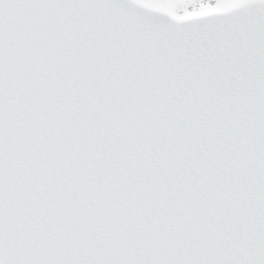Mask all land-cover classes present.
<instances>
[{
  "label": "snow or ice",
  "instance_id": "obj_1",
  "mask_svg": "<svg viewBox=\"0 0 264 264\" xmlns=\"http://www.w3.org/2000/svg\"><path fill=\"white\" fill-rule=\"evenodd\" d=\"M0 264H264V0H0Z\"/></svg>",
  "mask_w": 264,
  "mask_h": 264
}]
</instances>
